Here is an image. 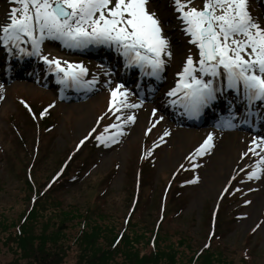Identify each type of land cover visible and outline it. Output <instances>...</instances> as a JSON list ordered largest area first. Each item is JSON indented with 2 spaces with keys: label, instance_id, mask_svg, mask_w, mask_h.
Returning <instances> with one entry per match:
<instances>
[{
  "label": "rangeland",
  "instance_id": "1",
  "mask_svg": "<svg viewBox=\"0 0 264 264\" xmlns=\"http://www.w3.org/2000/svg\"><path fill=\"white\" fill-rule=\"evenodd\" d=\"M193 4L203 6L202 0H193ZM150 7L162 17L173 53L165 66L163 84L152 92L154 99L151 102H158L156 106L146 103L143 109L123 108L120 113L115 108L110 110V89L118 83L113 69L51 39H46L41 45L42 54L70 63H82L88 69L86 76L90 80L95 76L98 81L94 91L72 98L70 102H62L59 96L61 87L52 80L56 79L55 75L47 72V66L40 64L42 61L38 58L29 61L35 65L28 72L31 78L3 80L0 77V213L6 220V223L0 221V264L15 258L4 247L12 228L9 225H18V214L25 210L28 212L32 204L27 199L28 194L19 191L23 175L31 163L30 175L37 189L48 185L45 173L60 166L68 167L56 183L60 192L55 198L63 202L50 205L53 202L48 201L42 206L48 209V214L51 210H62L73 215L84 213L89 204L104 216L101 219L95 213V220L102 227L97 231L101 235L107 233L104 228L108 222H112L117 231L122 228V220L129 204L133 203V195H138L136 215L153 224L162 211L160 199H164L163 194L173 180L172 183H177L171 185L166 204L170 202L168 209L175 211L177 216L167 219L164 224L167 229L174 232L177 226L182 227L198 246H205L204 240L212 227L210 220L217 216L218 244L235 251L236 258L244 251L251 263L264 264V164L258 165L263 169L258 179H248L247 173L256 167L259 157L251 152L243 155L250 147H256L251 141L257 135L241 129L234 132L206 129L204 135H200L203 130L176 128L179 126L162 114L161 103L167 101L164 93L175 85L178 79L175 73L181 70L182 59L189 50L194 59L197 57L195 47L187 42L188 37L179 29L170 0H152ZM9 10L8 0H0V21L6 19ZM249 11L254 17L264 20V0H249ZM104 47L90 45L86 48L96 49L98 53L105 52ZM106 72L109 74L105 75ZM121 76L127 77L124 73ZM128 76L136 78V74ZM52 83L57 86L51 88ZM127 89L135 97V84ZM153 109H156L155 115ZM129 114L135 115V121L122 123ZM117 115H121L120 121L116 120ZM161 116L163 120L159 119ZM237 116L236 123L242 119L241 115ZM113 123L120 124V134L115 143L109 141L105 146L96 140V136L115 132L116 129L112 128L105 132V127ZM209 133L213 134V147L192 160L190 154ZM85 137L88 139L84 140ZM32 140V149L35 148L32 156L27 163H19L17 158L22 156L24 148H28ZM81 140H84L82 145ZM256 152L264 154V146L256 148ZM193 164L197 167L193 168ZM229 187L236 191V199L223 198V192ZM233 210L240 215L238 219L232 215ZM71 215L63 218L57 213H39L36 222L33 219L29 221L25 237L33 241L42 237L51 240L50 237L57 236L58 241L54 245L62 250L65 248L67 264L76 263L78 257L85 262V253L91 260H100L103 255L101 247L104 248L102 239H94V244L89 239L85 240L87 250L81 251L78 247L83 240L79 236L81 228L77 225L78 218ZM109 216L113 218L109 220ZM222 218L225 220L220 224ZM48 219L50 225L45 224ZM3 224L7 227L3 228ZM62 224L64 227L59 230ZM223 228L225 230L221 231ZM179 240L178 235L172 237L174 243ZM46 247L51 248L50 245Z\"/></svg>",
  "mask_w": 264,
  "mask_h": 264
},
{
  "label": "snow or ice",
  "instance_id": "2",
  "mask_svg": "<svg viewBox=\"0 0 264 264\" xmlns=\"http://www.w3.org/2000/svg\"><path fill=\"white\" fill-rule=\"evenodd\" d=\"M8 2L10 10L6 19L0 21V46L8 55L37 57L65 88L91 89L97 80L95 76L85 79L88 69L82 63L43 55L41 45L46 39L60 41L68 48L91 45L114 49L123 58L125 69L138 68L142 75L155 81L162 80L165 66L173 56L162 17L150 7L152 0ZM170 3L179 29L195 47L197 58L189 50L182 59V68L175 73L178 77L175 85L164 93L167 103L183 109L182 114L189 118H198L227 91L236 93V97L228 101L229 117L221 118L224 127L234 126L238 113L233 111V105L237 102L244 104L242 123L250 124L253 117L264 116V111L257 107V102L264 107V20L249 11V0H202V7L195 6L193 0H170ZM25 45H30L31 50ZM110 91V110L115 108L120 113L123 108L139 107L129 103V90L123 83H117ZM152 111L155 115L156 109ZM135 119V115L129 114L122 123ZM116 120L120 121L121 115ZM109 128L116 131L96 136L105 146L109 141L115 143L120 134V124L106 126L105 132ZM212 141L213 134L209 133L190 158L203 156L213 147ZM251 143L256 147H250L243 155L251 152L259 157L257 165L264 164V154L256 152V148L264 146V136L255 137ZM247 178L258 179V170L248 172Z\"/></svg>",
  "mask_w": 264,
  "mask_h": 264
},
{
  "label": "trees",
  "instance_id": "3",
  "mask_svg": "<svg viewBox=\"0 0 264 264\" xmlns=\"http://www.w3.org/2000/svg\"><path fill=\"white\" fill-rule=\"evenodd\" d=\"M15 137L18 138L19 136L16 135ZM32 146L33 140L29 142L28 148H24L22 156L17 158L19 163L25 164L29 161L30 156H32L31 153L35 150L34 147L32 149ZM32 167V163L28 165L19 189L22 194H28L27 199L32 204L28 212L25 210V212L18 214V225H9L12 228L8 233L4 247L15 258L5 264H20V262L21 264H67L65 248L62 250L57 245H54L58 241L57 236L50 237L51 240L42 237L33 241L25 237L26 234L28 235L29 221L33 219L36 222L39 213L45 215L57 213L63 218L71 215L70 211L62 210H51L48 214V209L42 206V203H47L48 201L53 202L50 205H59L63 202L60 201L61 199L55 198L59 194L58 192H60L56 183L62 176L58 180H54L55 182L49 186L50 181L53 180L52 178L59 168L45 173L48 185L42 189H37L30 175ZM67 168L66 166L64 172H66ZM176 183L174 182V184ZM135 197L136 200L129 204L125 217L122 220V228L119 231H117L116 226L112 222H108L104 228L107 233L103 235L98 233L97 231L102 227L98 226L99 224L95 220V213L101 219H104V216L101 215L98 209L89 204L84 213L71 215L72 218H78L77 225L81 228L79 236L83 240L78 243L81 251L87 250L88 243L84 242L85 240L88 241V239L94 244L96 242L94 239L98 240L101 238V245H104V248L101 247L103 255L100 257V260H91L88 254L85 253L86 261L83 262V259L78 257V261L74 262V264H108L109 262L113 264H253L244 251L239 258H236L235 251L219 245L218 237L216 236L218 233L217 229H215L212 237H209L207 234L204 240L207 243L205 246L204 244L198 246L196 240L182 227L177 226L174 232L167 229L164 225L167 219L177 216L175 211L168 209L170 203L169 200V203L166 204L168 195L165 200L160 199L161 216L158 215L153 224L147 222L142 216L136 215L137 209L135 206L138 203V195H135ZM112 218L113 216H109L108 219ZM49 220L45 221L46 225H50ZM224 220L225 218H222L220 224ZM0 221L6 223L1 213ZM6 225L3 224V228H6ZM63 227L62 224L59 230ZM90 229L91 233H88ZM224 230L225 228L221 229V231ZM175 235L180 237L177 243L172 241V237ZM40 236L41 234L37 237ZM47 245H50L51 248L46 247Z\"/></svg>",
  "mask_w": 264,
  "mask_h": 264
},
{
  "label": "bare ground",
  "instance_id": "4",
  "mask_svg": "<svg viewBox=\"0 0 264 264\" xmlns=\"http://www.w3.org/2000/svg\"><path fill=\"white\" fill-rule=\"evenodd\" d=\"M0 49L2 50V51H1V54H4V52H5L4 49L1 48V47H0ZM115 52H116V51H114V53H115ZM20 58H24V56H20ZM116 59H118L119 61H123V58H122L121 56H120V57H117ZM131 72H136V68H135V70H131ZM126 73H127V72H126ZM141 77L144 78L146 82H148V83L150 82V77H147V76H145V75H141ZM159 86H161V81H156L155 85H153L150 89H156V88H158ZM138 87H139L140 90H146L145 86L138 85ZM121 90L123 91V89H121ZM176 108H177L178 110H180L181 112H183V109H181L180 107L176 106ZM130 109H131V108H130ZM200 116H201V115H200ZM200 116H199L198 118H194V119L197 120V119L200 118ZM207 126H209L210 128H212V127L215 126V124H209V125H203V124H202L203 134L200 133V135H204L205 130L207 129ZM253 129L259 132V129L256 128V127H253ZM201 131H202V130H201ZM180 132H181V131H179V134H180ZM231 132H234V131H231ZM233 134H234V133H233Z\"/></svg>",
  "mask_w": 264,
  "mask_h": 264
}]
</instances>
